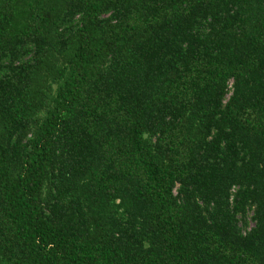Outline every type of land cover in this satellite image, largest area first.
<instances>
[{"label":"trees","instance_id":"obj_1","mask_svg":"<svg viewBox=\"0 0 264 264\" xmlns=\"http://www.w3.org/2000/svg\"><path fill=\"white\" fill-rule=\"evenodd\" d=\"M0 264H264V0H0Z\"/></svg>","mask_w":264,"mask_h":264}]
</instances>
